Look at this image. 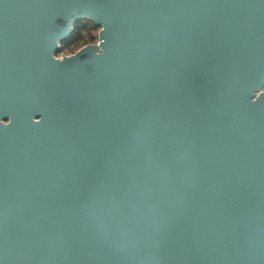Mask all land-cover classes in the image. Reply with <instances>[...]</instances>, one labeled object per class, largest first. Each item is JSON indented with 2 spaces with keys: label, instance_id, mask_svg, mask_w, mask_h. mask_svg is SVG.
<instances>
[{
  "label": "water",
  "instance_id": "obj_1",
  "mask_svg": "<svg viewBox=\"0 0 264 264\" xmlns=\"http://www.w3.org/2000/svg\"><path fill=\"white\" fill-rule=\"evenodd\" d=\"M0 264H264V0H0Z\"/></svg>",
  "mask_w": 264,
  "mask_h": 264
},
{
  "label": "trees",
  "instance_id": "obj_2",
  "mask_svg": "<svg viewBox=\"0 0 264 264\" xmlns=\"http://www.w3.org/2000/svg\"><path fill=\"white\" fill-rule=\"evenodd\" d=\"M98 27L88 19L77 20L71 34L61 41L59 52L65 54L74 53L76 50L87 45H93L97 36Z\"/></svg>",
  "mask_w": 264,
  "mask_h": 264
},
{
  "label": "rangeland",
  "instance_id": "obj_3",
  "mask_svg": "<svg viewBox=\"0 0 264 264\" xmlns=\"http://www.w3.org/2000/svg\"><path fill=\"white\" fill-rule=\"evenodd\" d=\"M98 27V26H97ZM101 28L100 27H98L96 30H97V36H96V38H95V43L93 44V45H96L97 43H98V33H99V30H100ZM85 47V46H84ZM81 48H83V47H81ZM80 48V49H81ZM80 49H78V50H80ZM78 50H76L75 52H77ZM74 52V53H75ZM74 53H71V54H65V52H59V53H57L55 56L57 57V58H62V57H64V56H70V55H72V54H74Z\"/></svg>",
  "mask_w": 264,
  "mask_h": 264
}]
</instances>
